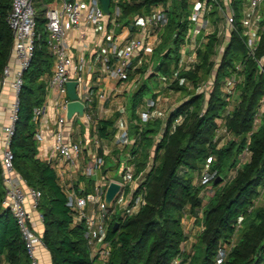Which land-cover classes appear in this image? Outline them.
<instances>
[{"label": "trees", "instance_id": "trees-1", "mask_svg": "<svg viewBox=\"0 0 264 264\" xmlns=\"http://www.w3.org/2000/svg\"><path fill=\"white\" fill-rule=\"evenodd\" d=\"M51 1L33 0L34 49L28 67L22 73L9 147L15 169L27 184L41 191L37 207L42 214L41 241L50 253L51 264H97L95 257L90 255L85 225L73 220V211L66 204L67 196L56 169L37 156L34 137L37 122L33 115L34 108L42 104L46 94L47 80L43 75L52 72L53 55L45 29V12ZM158 3L167 4L168 20L160 30L161 40L154 49V71L168 77L177 64L180 44L189 27L192 0L116 2L120 8L118 20L127 22L134 14L147 11ZM114 5L115 1L111 0L110 12ZM233 6L235 28L224 45L208 96L188 90L178 79L171 81L175 90H186V96L164 119L162 135L155 143L153 164L144 180L146 202L134 213L115 212L109 220L106 239L110 251L104 264H170L173 257L186 254L182 249L186 238L182 217L186 213H196L202 205L205 183H194V174H199L205 165L216 170L208 180L214 191L203 204V227L188 264H214L220 248L224 249L220 264H264V201L255 204L264 188V112L253 129L258 100L264 93V72L260 71L257 62L263 56L264 68V10L259 20V40L254 56H251L244 44L238 0H233ZM9 7L10 0H0V72L12 43V32L6 21ZM210 13L213 21L220 18L216 10ZM219 42L216 32L208 34L207 40L196 51L193 67L182 70L180 75L194 84L207 77L214 66L211 57ZM236 63L241 65L238 72L242 79L236 84V92L226 109L228 101L221 84L226 75L236 70ZM145 87L143 81L130 95L131 117L135 116L134 109L142 99ZM180 113H185L184 120L171 129L173 119ZM218 117L224 119L226 129L236 136L222 146L213 139ZM113 121L114 117L98 120L96 132L99 137L111 134ZM162 122L161 119L148 120L141 130L132 123V131L139 135L136 170L145 165L149 147ZM245 147L249 149V156L237 165L238 154ZM234 167L236 170L231 176L230 169ZM218 175L220 177L216 179ZM82 178L89 189L93 179ZM3 193L0 164V264H30L15 219L2 203ZM240 221L243 226L234 241Z\"/></svg>", "mask_w": 264, "mask_h": 264}, {"label": "built area", "instance_id": "built-area-1", "mask_svg": "<svg viewBox=\"0 0 264 264\" xmlns=\"http://www.w3.org/2000/svg\"><path fill=\"white\" fill-rule=\"evenodd\" d=\"M113 11L105 13L101 7L100 0H52L48 5L45 15V29L47 33L48 47L53 55V68L47 80V86L55 88L62 98L57 102L56 127L53 130L54 150L59 154L61 162L65 164L70 176L80 174L91 177L92 184L87 189L86 181H60L67 199L66 204L73 211V220L83 222L85 225V236L90 250V255L95 257L97 264H104L110 251V243L106 239V232L109 220L115 209L119 208L120 213L131 214L136 212L145 202V176L153 164V154L155 143L159 140L163 132L164 119L167 113L177 104L168 110L161 108L160 102L165 93L175 90L171 81L178 79L183 82L188 90L196 93H203L207 97L213 88L215 68L223 51L224 45L229 38L230 32L235 28V12L233 0H192L190 12L188 14L189 27L185 34L184 41L180 44L179 58L176 66L172 68L170 76L160 75L159 89L153 92L152 96L144 99V109H136L134 118L129 119L128 124L122 122L117 125V129L110 137H99L97 133L81 135L73 138L69 130L65 127L67 122L77 114L75 112L70 119H67L66 102L69 100L66 91V81L77 80L76 90L78 98L84 104V113L80 115L87 120L91 119L87 107L93 100L91 83L82 75V68L88 63L83 55L78 61H74L68 50L66 34L68 28L77 29L82 23L92 25L95 29L104 30V44L99 46L100 60L103 69L111 76L118 79L127 78L129 70L136 67L135 57L142 54L151 43L146 39L153 36L157 40L160 37L161 28L167 23L168 16L165 4H154L144 13H136L134 22L140 25L143 31L142 36L123 37L120 39L115 33V27L119 25L118 17L120 8L116 4ZM264 0H238L240 5V21L243 25L244 44L249 55L254 56V52L259 40V20L262 17L261 5ZM216 10L221 21L215 22L210 11ZM33 0H10V7L6 15V21L12 32V43L6 63L0 72V87L9 85L14 91L9 105L8 120L0 122L3 132L1 138V179L3 183L2 203L11 211L20 235L23 239L25 252L30 264H40L36 254V247L42 243L41 233L32 225V211H36L38 219L42 220V214L38 211L41 191L26 183L22 175L15 169L13 164V153L9 147L10 135L14 127L16 111L18 106V90L22 84V73L28 67L34 49V39L36 36L34 23ZM107 17V23L105 22ZM257 20V23L254 21ZM256 23V24H255ZM216 32L220 42L215 46L212 55L214 66L207 77L197 83L188 80L180 73L182 70L191 69L197 60V49L207 40V35ZM224 40V41H223ZM101 50V51H100ZM97 51V50H96ZM260 71L264 72L263 56L257 59ZM148 68V66H147ZM236 70L224 77L221 90L228 101L226 109L236 92V84L242 79L238 70L241 65L236 63ZM264 112V93L258 100L256 112L253 118V129L260 122V116ZM40 114V108H34V119ZM185 118V113L178 114L172 121L171 129L176 124L181 123ZM153 119H161L160 130L154 135L153 142L149 147V157L145 165L136 170V157L140 154L138 146V133L132 131V123L138 125L141 130L144 122ZM217 128L213 139L219 143L221 134L228 133L222 117L217 118ZM35 138H40V134L35 131ZM103 138V139H102ZM248 154L247 147L243 150ZM111 157V165L105 168L106 157ZM244 161L245 157H239ZM48 162L50 158L47 159ZM239 165V162L237 163ZM55 168V167H54ZM105 168V169H104ZM56 169V168H55ZM236 167L230 169L231 176L235 173ZM57 171V170H56ZM215 169L208 165L202 167L199 172V182H207L214 174ZM78 174V175H79ZM71 180V179H70ZM116 181L120 184L115 197L110 206L104 201V193L109 181ZM183 249V248H182ZM224 256V249H219L214 264H220ZM183 255L172 258L170 264H184Z\"/></svg>", "mask_w": 264, "mask_h": 264}, {"label": "crops", "instance_id": "crops-1", "mask_svg": "<svg viewBox=\"0 0 264 264\" xmlns=\"http://www.w3.org/2000/svg\"><path fill=\"white\" fill-rule=\"evenodd\" d=\"M51 3V2H50ZM49 3V4H50ZM146 12V11H144ZM140 12V13H144ZM134 14L128 22L124 19L119 20V25L115 27V33L117 36L122 39L123 37H132V36H142L143 31L140 29V25L133 23ZM107 17H105V22L107 23ZM221 21V18H216L215 22ZM254 21L257 23V20L254 18ZM255 23V24H256ZM104 30L95 29L92 25L87 23H82L79 28H68L66 34V40L68 43L69 53L74 61H78L80 55H83L88 63L82 68V75L85 79H88L91 83V89L93 91V100L90 103V106L87 107V111L91 115V119L87 120L85 117H81L78 113L75 114L70 121L67 122L65 127L69 130L70 135L73 138L80 137L81 135L87 134L89 131L90 134L97 133L96 126L98 120L101 118H110L114 117L113 129L111 134L107 137L106 141H110V137L113 135V132L117 129V125L124 122L130 127L129 119L137 116L136 109H144V99L142 97L140 102L136 105L134 109L135 116L131 117L130 109V95L136 89L138 84L135 86V81L138 79L140 73H142L143 79L145 74L143 70L149 69L151 65V59L154 56V49L157 44L160 42L161 37L157 40L153 36H150L146 39L147 43H151L142 54H139L135 57L136 67L130 70L131 75L127 76L125 79H118L109 75L102 66L100 60L99 46L104 44ZM97 50V51H96ZM101 51V50H100ZM153 62V61H152ZM148 66V68H147ZM143 68V70H137L138 68ZM53 68V62L51 66V71ZM155 75L158 76L159 85L158 88L154 89V92L159 89L160 86V75L152 71ZM51 73H44L43 77L48 80ZM140 75V76H141ZM150 78V77H148ZM134 88L132 89L131 87ZM176 91V90H173ZM172 91L166 92L167 95ZM14 96V91L9 85H4L0 87V122L5 123L8 120L9 105L12 97ZM55 88H49L47 86L46 94L40 108V114L36 119L37 126L36 131L40 134V138H35L37 143V156L43 160L50 158V163L53 167L56 168L58 175L59 183L63 181H74L77 184V181H85L82 178V175L74 174L71 178L70 173L66 170L65 164L61 162L59 154L54 150L53 143V130L56 127L57 119V102L62 98ZM185 98V96L183 97ZM181 98L175 104H178L182 101ZM160 102L161 108L165 110L171 106L167 105V96L164 95ZM167 109V110H168ZM98 135V134H97ZM3 132L0 127V152L2 145ZM103 139V138H102ZM109 140V141H108ZM106 167L109 168L111 163V157H106ZM104 168V169H105ZM71 179V180H70ZM33 216V227L41 233L43 230L42 220L38 219L36 211H32ZM183 248V245H182ZM184 249V248H183ZM185 251V249H184ZM36 254L39 259L40 264H51V257L48 249L41 243L36 247Z\"/></svg>", "mask_w": 264, "mask_h": 264}, {"label": "rangeland", "instance_id": "rangeland-1", "mask_svg": "<svg viewBox=\"0 0 264 264\" xmlns=\"http://www.w3.org/2000/svg\"><path fill=\"white\" fill-rule=\"evenodd\" d=\"M260 10H264V3L261 5ZM150 62H151V65L149 66V69H146L145 71L143 70V74H145V77L150 76V74H153L152 71H154V65L156 63V58L153 56ZM141 74L142 73H140L138 76V79H136L135 86L137 84L139 85L140 83H142L144 81L146 83V87H145V90L143 93V97L152 96L154 89L158 88V85H159L158 76H151L150 78L143 79ZM159 74H161V73H159ZM185 92H186V90H176V91L170 92L169 95H167L165 93V95L167 96V105L171 106V107L173 105H175V103L178 100H180L181 98L186 96ZM221 137L222 138L218 143L219 146L225 145L230 139L236 138V136H234L229 131L225 135L221 134ZM243 150L240 151L238 154L237 163L239 162V164L244 162L247 159L248 154H244ZM241 156L245 157L244 161L239 160L240 159L239 157H241ZM194 175H195L194 176V183H196L198 181L199 174L197 172H195ZM223 181H225V180H223ZM203 183H205V186L203 188V199H202L201 207L197 210L196 213H186V215H184L182 217V224L184 226V233L186 236L185 240L182 243L183 248L185 249V252H186V254L183 255V257H184L183 261H187V263L185 262L184 264H188V262L190 260V255L193 254V252L196 249V242L198 239V234L200 233V231L203 227V225H202V214H203V207H204L203 204H205V202L213 194V191H214V187L212 186V184L210 182L207 181V182H203ZM263 201H264V188H262L261 194L255 199V204H261V203H263ZM115 210H116L115 211L116 213L117 212L120 213L119 208H116ZM242 224H243V222L240 221L239 227L237 228V230L235 232L234 241H237L238 235L240 233V227L243 226Z\"/></svg>", "mask_w": 264, "mask_h": 264}, {"label": "water", "instance_id": "water-1", "mask_svg": "<svg viewBox=\"0 0 264 264\" xmlns=\"http://www.w3.org/2000/svg\"><path fill=\"white\" fill-rule=\"evenodd\" d=\"M110 2L111 0H100V4L102 9L105 13H110ZM77 80L75 79H69L66 81V91L67 96L69 100L66 102V117L67 119H70L75 112H77L79 115H82L84 113V104L83 102L78 98V93L76 90ZM220 175L216 176V179H218ZM120 188V184L116 181H109L105 193H104V201L107 204V206H110L111 201L115 197L117 191ZM117 222L114 224L116 226Z\"/></svg>", "mask_w": 264, "mask_h": 264}]
</instances>
